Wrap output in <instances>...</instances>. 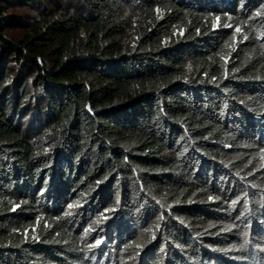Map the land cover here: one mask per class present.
<instances>
[{"label":"trees","instance_id":"16d2710c","mask_svg":"<svg viewBox=\"0 0 264 264\" xmlns=\"http://www.w3.org/2000/svg\"><path fill=\"white\" fill-rule=\"evenodd\" d=\"M0 264H264V0H0Z\"/></svg>","mask_w":264,"mask_h":264},{"label":"rangeland","instance_id":"374dc122","mask_svg":"<svg viewBox=\"0 0 264 264\" xmlns=\"http://www.w3.org/2000/svg\"><path fill=\"white\" fill-rule=\"evenodd\" d=\"M22 12H27L28 14H31V11L29 10H24V9H19L16 11V13H22ZM15 36H19L20 32L19 31H14Z\"/></svg>","mask_w":264,"mask_h":264},{"label":"snow or ice","instance_id":"6c2138e0","mask_svg":"<svg viewBox=\"0 0 264 264\" xmlns=\"http://www.w3.org/2000/svg\"><path fill=\"white\" fill-rule=\"evenodd\" d=\"M237 31H239V29H237Z\"/></svg>","mask_w":264,"mask_h":264}]
</instances>
